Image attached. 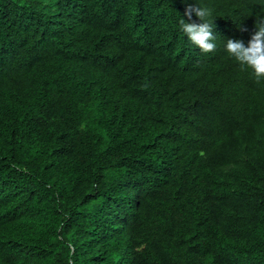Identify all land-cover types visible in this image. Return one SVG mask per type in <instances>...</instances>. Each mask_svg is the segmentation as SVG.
<instances>
[{
	"label": "trees",
	"instance_id": "1",
	"mask_svg": "<svg viewBox=\"0 0 264 264\" xmlns=\"http://www.w3.org/2000/svg\"><path fill=\"white\" fill-rule=\"evenodd\" d=\"M83 1L0 0V264H264V81L240 65L217 80V61L204 92L236 108L192 125L179 88L212 56L176 24L195 0H121L113 22ZM200 5L221 39L264 19L261 0ZM113 38L136 55L109 52ZM19 86L36 127L12 110Z\"/></svg>",
	"mask_w": 264,
	"mask_h": 264
},
{
	"label": "clouds",
	"instance_id": "2",
	"mask_svg": "<svg viewBox=\"0 0 264 264\" xmlns=\"http://www.w3.org/2000/svg\"><path fill=\"white\" fill-rule=\"evenodd\" d=\"M261 2L264 3V0H261ZM81 4H92L102 12L107 21L113 22L116 19V14L109 16L108 12H106V7L107 5H112L118 11L121 6V0H107L101 3L84 0ZM85 10L89 16L87 9ZM215 22L216 17H214L212 9L201 6L200 0H195V6L189 5L186 9H183L182 18L179 17L176 24L178 37L185 38L186 43L194 51L212 56L202 61V70L198 76L187 79L179 88L193 102V110L188 119V122L192 125L205 121L214 114L218 115V119L223 118L230 121L232 112L236 108V104L231 98H214L204 92L205 81L213 72V65L217 61H221L215 75L217 80L218 76L222 74L233 81L241 70L238 66L240 65L242 68L249 70L257 81H264V19H257L256 25L252 27L250 32L243 30L242 33L236 32L235 23L230 20L222 27L226 33V36L222 39L219 36ZM10 31L11 27L6 25L0 31V37H7ZM104 45L109 52H114L120 57L126 52H128L129 56H134L137 53L134 48L125 47L117 38L104 40ZM7 60H10L12 64V59L10 58L1 59L0 72L3 70ZM65 60L63 58L59 61L60 71L65 64ZM97 65L103 70V63H97ZM15 68L19 75L25 73V67L18 66ZM73 74L74 72L68 78L67 86L74 85L73 82H78L73 77ZM82 78L86 86H95L100 79L98 76L92 79ZM8 91L9 94L7 96L12 105L15 106L12 110H18L22 116L33 112L34 119L31 117L27 119L30 123H36L40 120L41 104L39 99H35L26 86H19L16 89L10 88ZM154 110L156 111V119L162 120L165 113L158 112L156 108ZM62 123L64 122L62 121ZM51 124L52 127H58L52 122ZM32 126L36 127L37 125L33 124ZM62 127L67 132L71 129L68 123ZM69 264H71V261H69Z\"/></svg>",
	"mask_w": 264,
	"mask_h": 264
}]
</instances>
